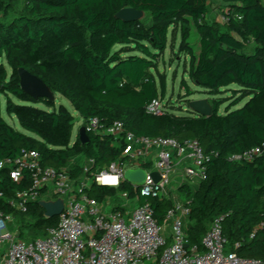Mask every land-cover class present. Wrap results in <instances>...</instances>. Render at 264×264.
Returning <instances> with one entry per match:
<instances>
[{"label": "trees", "instance_id": "trees-1", "mask_svg": "<svg viewBox=\"0 0 264 264\" xmlns=\"http://www.w3.org/2000/svg\"><path fill=\"white\" fill-rule=\"evenodd\" d=\"M212 1L0 0V97L5 98L6 114L34 135L17 132L0 110V160L35 150L42 165L56 169L79 155L94 159V169L124 162L121 140L88 133L86 144L78 135L72 141L73 117L64 106L56 107V95L65 98L83 122L97 118L109 126L118 121L137 137L195 140L211 158L198 189H180L184 203L189 202L188 244L200 245L213 221L223 217L226 252L264 262V232H254L264 223V154L252 162L230 160L255 147L264 150V0H217L225 23L207 21ZM124 8L143 12L144 19H117ZM192 26L197 53L189 44ZM177 33L178 51L188 58L187 77L193 85L209 96L231 85L239 88L240 98L224 114L219 113L220 100L209 102V117L189 111L185 116L172 110L162 116L146 112L153 100L165 96V78L157 67L169 35L174 41ZM19 68L39 78L54 100L25 94ZM183 84L188 97L191 92ZM246 98L240 109L231 111ZM71 172L74 178L81 175L79 167ZM1 177L0 210L19 224V237L25 229L31 238H43L58 217L45 218L38 203L28 204L24 214L12 209L7 200L29 186L28 174L20 184ZM117 193L137 197L139 205L147 202L158 224L171 207L168 200L140 197L127 181L117 188L93 185L88 195L102 202Z\"/></svg>", "mask_w": 264, "mask_h": 264}, {"label": "built area", "instance_id": "built-area-1", "mask_svg": "<svg viewBox=\"0 0 264 264\" xmlns=\"http://www.w3.org/2000/svg\"><path fill=\"white\" fill-rule=\"evenodd\" d=\"M226 21L223 15L221 22ZM167 110L160 99L153 100L146 108L154 116H162ZM82 127L86 134L110 136L115 142L121 140L124 162L94 169V159L86 158L80 167L81 175L74 178L68 167L56 169L42 165L35 150H24L14 158L0 160V183L2 174L15 184H20L28 174L29 186L16 190L7 200L15 211L24 214L28 204L42 200L63 201L56 226L32 242L21 240L19 229L8 226L14 221L13 216L0 210V248L5 249L0 264H264L225 251L223 217L213 221L200 245L190 246L186 230L189 202L173 203L164 223L158 224L147 202L135 206L124 219L118 211H102V204L88 195L92 185L117 188L125 181V170L140 168L146 174L145 182L131 183L139 196L170 200L168 187L181 174L177 161L186 162L182 170L185 178L200 183L207 178L211 154H205L197 141L137 137L125 131L118 121L106 126L97 118L87 120ZM149 154L154 156L153 160L147 158ZM263 154L262 147H255L231 156L230 160L252 162ZM151 173L159 175L157 183L151 179ZM108 177L115 178V184L105 181ZM0 198H4L2 193ZM121 198L128 199V194L122 193ZM256 231L264 232V223Z\"/></svg>", "mask_w": 264, "mask_h": 264}, {"label": "rangeland", "instance_id": "rangeland-1", "mask_svg": "<svg viewBox=\"0 0 264 264\" xmlns=\"http://www.w3.org/2000/svg\"><path fill=\"white\" fill-rule=\"evenodd\" d=\"M224 12L221 11V5L219 4V2L217 0H213L210 4V9L208 10L206 19L209 23H213V22L222 23L221 17L224 15L223 14ZM143 19L144 17L141 18V20ZM170 40L171 39L169 35L167 49L163 57L160 58V61L157 67L158 73H160V75H164V78H165V96L162 102L166 105L167 109L172 110L173 113L177 116H185L188 114L187 108H188L189 101L205 99L211 102L212 100H220V101H223V104L221 105L219 109V113L224 114L226 108L230 105V103L240 98V94L236 92L238 91L239 88L235 85H231L225 89H221L220 94L216 96L207 95L206 92L202 91L201 89L193 85L187 77L188 58L185 57L184 54H181L178 51V44L180 41L179 34L178 33L176 34L174 41L172 40L170 41ZM189 44L192 46L195 53H197L198 37L196 35V32L193 26L191 27V37L189 39ZM120 48H121L120 46H115L114 50H119ZM248 52L250 53L252 51L249 50L248 48ZM130 54H136V53L132 52ZM123 56H126V54ZM183 83L187 85V87L189 88L191 92L190 96L188 97H186L185 95L186 88ZM14 101L16 102V100ZM245 103L246 101H243V102L241 101L237 106L232 107L231 111L240 109ZM55 104H56V107H58L59 105L64 106L66 110L72 115L73 117L72 141H74L76 136L78 135L79 129L82 127L84 123L83 120L74 111L71 104L65 98L59 95H56ZM35 107L43 108L42 104H36ZM0 110H1V116L3 120L9 126H11L13 129H15L17 132L23 135L34 137V135L23 130L19 126L15 117L8 116L6 114L4 97H0ZM181 198H182V195H181ZM115 203H117V200ZM129 209H132V206H129ZM106 210H108V207L106 208ZM8 226L9 227L13 226L15 230L19 229V224L16 221H13ZM22 231L24 233V236L22 238L19 237L21 240H24L26 242H32L35 240L26 234L25 229H22ZM4 253H5L4 247H1L0 248V262L3 260Z\"/></svg>", "mask_w": 264, "mask_h": 264}, {"label": "water", "instance_id": "water-1", "mask_svg": "<svg viewBox=\"0 0 264 264\" xmlns=\"http://www.w3.org/2000/svg\"><path fill=\"white\" fill-rule=\"evenodd\" d=\"M115 17L123 22H130L141 20V18L144 17V13L141 11H136L132 8H124L120 10ZM17 73L19 77V86L25 94L29 95L34 100H54L52 92L39 78L31 75L23 68H19ZM187 109L189 112L202 117H209L212 113L211 105L205 99L189 101ZM78 138L82 144H86L88 142L89 139L84 127L79 129ZM150 177L154 183H157L160 180V177L157 173H151ZM123 179L129 183L142 184L146 180V174L144 170L140 168L127 169L123 173ZM38 205L44 210L45 218L48 219L58 217L63 209L62 199H57L55 201L42 200L38 202Z\"/></svg>", "mask_w": 264, "mask_h": 264}, {"label": "crops", "instance_id": "crops-1", "mask_svg": "<svg viewBox=\"0 0 264 264\" xmlns=\"http://www.w3.org/2000/svg\"><path fill=\"white\" fill-rule=\"evenodd\" d=\"M243 101L247 102L248 98L244 99ZM153 157L154 156L152 154H149L147 156V158L149 160H153ZM85 163H86V158L82 155H79V156H75V157L71 158L67 167L69 169H73L74 167L80 168L81 165H84ZM176 164H177V168L180 170L179 172L181 174L174 177V179L172 180V182L170 183V185L168 187L167 192L169 193V196H170V200H168V201L171 202V206L173 203H184V199H182L183 197L181 198V195H182L181 193H184V192L180 189L187 188L190 192H194L198 189V187L200 185V181H198L197 179H187L182 175V170L184 169L186 162L177 161ZM121 194L122 193H117L115 195V197H107L104 199V201L99 202V203L102 204V211H104V212L118 211L119 213H121V216L124 219H127L131 210L135 206L139 205V202H138L137 197L129 198V196H128V199H123V198H121ZM179 194H180V196H179ZM116 200H117V203H115ZM129 206H132V209H129ZM107 207H108V210H106Z\"/></svg>", "mask_w": 264, "mask_h": 264}, {"label": "bare ground", "instance_id": "bare-ground-1", "mask_svg": "<svg viewBox=\"0 0 264 264\" xmlns=\"http://www.w3.org/2000/svg\"><path fill=\"white\" fill-rule=\"evenodd\" d=\"M105 181H108L110 184H115L116 179L112 178V177H108V178L105 179Z\"/></svg>", "mask_w": 264, "mask_h": 264}]
</instances>
